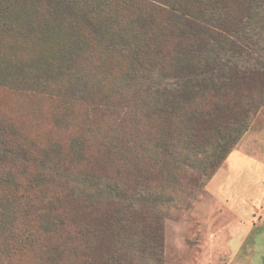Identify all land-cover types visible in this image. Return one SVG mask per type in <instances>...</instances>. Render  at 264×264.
Returning <instances> with one entry per match:
<instances>
[{"label":"trees","instance_id":"16d2710c","mask_svg":"<svg viewBox=\"0 0 264 264\" xmlns=\"http://www.w3.org/2000/svg\"><path fill=\"white\" fill-rule=\"evenodd\" d=\"M48 2L54 15L69 18L77 55L93 34L103 55L119 48L130 64L122 79L107 87L86 83V93L78 96L73 80L85 77L66 59L52 85L37 87L79 100L88 113L103 109L110 119L105 137L94 134L101 126L89 116L83 119L89 136H77L82 138L63 153L59 143L14 142L0 120V164L34 167L5 198L50 215L56 209L54 225L68 228L67 264H163L161 207L188 208L198 185L196 152L216 140L208 156L212 177L264 104V43L256 27L264 26V0ZM157 22L169 43L156 40ZM151 59L157 64L145 65ZM88 69L92 77L101 70L99 63ZM91 139L98 147L87 152ZM43 180L47 185L39 193L29 189ZM50 183L54 197L46 199L42 193ZM60 194L67 211L58 204ZM19 248L8 245L7 257Z\"/></svg>","mask_w":264,"mask_h":264},{"label":"rangeland","instance_id":"374dc122","mask_svg":"<svg viewBox=\"0 0 264 264\" xmlns=\"http://www.w3.org/2000/svg\"><path fill=\"white\" fill-rule=\"evenodd\" d=\"M76 2L83 3L82 0ZM156 26V40L169 43L167 29L160 22ZM256 27L262 31L258 38L264 43V26L258 22ZM73 34L69 18L54 15L48 0H0V120L13 132L14 142L20 141L31 147L59 143L63 153H67L70 144L82 138L77 136L86 134L83 119L89 116L95 120L96 127L101 126L94 134L99 138L106 136L104 124L110 119L103 109L93 107L88 113L86 104L76 103L79 100L68 102L66 96L63 99L55 91L37 88L41 83L52 85L57 80V67L67 64V60L71 62L72 69L76 66L85 77L73 80L78 83V96L86 93V83L95 86L93 82L99 81L107 87L118 81L130 64L119 48L103 55L93 34H89L88 47L77 55L75 48L78 45ZM64 48V55L58 57ZM72 53L71 60L68 55ZM96 63L101 70L98 77H92L88 68ZM156 64L155 59L145 61V65L151 67ZM118 95L121 97V93ZM63 109L67 110L68 118L64 116ZM215 143L216 140L213 145ZM85 145L87 152L98 147L94 139ZM213 145H206L203 151L198 150L195 154L198 185L188 208L161 207L163 264H264V204L256 193H260L262 188L264 191V104L250 118L247 130L233 148H240L244 153L241 156L250 160L246 165L248 171H243V176L249 174V189L245 191L235 187L239 199L246 194L244 212L235 210L232 202L227 206L211 194L208 184L216 172L213 169L211 173L214 174L208 177L212 161L208 156ZM73 164L75 166L77 161L74 160ZM223 165L224 162L216 171ZM10 166L8 163L0 164V179L3 180L0 186V264H67L68 228L66 225H54L51 216L56 209L52 208L50 215L48 210L42 212L6 200L5 196L12 187L26 183L28 172L34 168L29 166L28 171L27 168ZM229 168L228 165L224 169L226 173L222 180L226 181ZM237 169H241V165L238 164ZM46 185L44 180L36 181L34 185L30 183L29 189L39 193L38 188ZM48 186L42 193L46 199L54 197L48 192L55 188V184ZM165 189L172 194L171 186ZM58 197V204L64 208L62 194ZM247 212H250L248 217ZM10 244L20 248L8 258L6 248ZM61 246L66 249L63 253Z\"/></svg>","mask_w":264,"mask_h":264},{"label":"crops","instance_id":"0c3cea01","mask_svg":"<svg viewBox=\"0 0 264 264\" xmlns=\"http://www.w3.org/2000/svg\"><path fill=\"white\" fill-rule=\"evenodd\" d=\"M240 148H238L237 150L234 149L229 156L227 157V159H225L224 161V165L220 168V170L216 171V173L213 175L210 183L208 184V187L211 191V194L216 198L221 200L222 202H224L227 206L231 205V202L234 204V209L238 210V212H244V207L243 205L246 203V199L244 198V196L246 194H243L242 198L239 199L238 197V189L242 188L243 190H248L250 187V181L248 179V173H246L245 176H243V172L248 171L247 170V166L250 162L249 159H246L244 156L242 157L241 155H243V151L239 150ZM241 165V169H237V165ZM230 166L229 170L230 172L227 173V179L222 180L223 175L226 172H223L224 169L227 166ZM223 172V173H222ZM261 177V176H260ZM218 178V179H217ZM239 183V185H236V183ZM236 185V186H235ZM235 187H238L235 188ZM233 193V196H232ZM258 193L257 196H259L261 202L264 204V191L263 188L261 190V192H256ZM249 196V195H248ZM249 199V197H248ZM250 212L246 213V217H248L250 214ZM241 214V213H240ZM253 217V216H252ZM247 221V219H245ZM251 222V221H249Z\"/></svg>","mask_w":264,"mask_h":264}]
</instances>
